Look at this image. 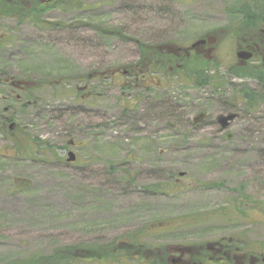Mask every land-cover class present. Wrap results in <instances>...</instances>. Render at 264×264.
<instances>
[{"label":"rangeland","instance_id":"1","mask_svg":"<svg viewBox=\"0 0 264 264\" xmlns=\"http://www.w3.org/2000/svg\"><path fill=\"white\" fill-rule=\"evenodd\" d=\"M242 1L43 0L38 24L0 17V79L6 72L35 82L29 91L15 89L21 101L0 104L28 129L13 135L0 128V264L62 246L107 244L145 226L155 232L144 240L174 257L187 246L203 264L210 256L211 264H228L221 256L264 264V112L241 115L223 133L211 117L193 125L199 106L215 116L237 88L178 81L176 49L172 78L156 75L162 87L154 88L152 105L141 90L139 100L134 90L123 94L119 76L94 77L135 65L141 47L190 46L225 27ZM233 44L216 50L220 78L257 88L251 67L233 70L241 79L228 71L236 64ZM200 61L189 65L201 68ZM85 84L96 95L78 90ZM11 88L0 82V95ZM65 148L76 162L67 161ZM236 203L245 207L237 211Z\"/></svg>","mask_w":264,"mask_h":264},{"label":"flooded vegetation","instance_id":"2","mask_svg":"<svg viewBox=\"0 0 264 264\" xmlns=\"http://www.w3.org/2000/svg\"><path fill=\"white\" fill-rule=\"evenodd\" d=\"M43 2V0H40ZM54 3H56V0H53ZM52 0H45V2L52 3ZM26 8H30L28 1L26 4ZM247 15L245 14H235L231 15L229 18V21L226 22L225 27L221 29H217L214 31L208 32V34L201 36L195 41L191 43L190 46H184V45H178L173 47H168L166 45L163 46H152V50L150 49V57L149 60L142 65L140 62L136 63L135 65H131L128 67H119L112 69L111 71H106L100 74H94L95 78H106L110 76H119L121 82L117 84V86L122 89V93L124 94V91L126 90H134L133 92H136L134 96L139 100L140 94L137 93V91L141 90L142 95L146 97L145 102H150L153 99V92L154 88H160L162 87V84L160 83L159 75H162L164 77H167L163 74V71H158L154 69V64L157 63V65L161 64L162 67L165 66L166 61L163 59V56L171 55V53L176 49L175 55H177L178 62L177 66L180 69V76L181 79L180 82L191 85L196 87L197 89L202 88H208L212 87L215 91H220L223 89L226 85H234L235 87H232L233 90H237L236 96L232 99L223 100L222 102L219 101L221 104V110L218 112L215 116H212L206 107L199 106L198 112L193 118V125L199 126L202 125L203 122H206L208 118H212L210 123L214 125L219 126L220 132H226L228 129L232 127L234 124V121L241 117V115L248 116L249 114H255L256 111L258 114H263L264 112V81L261 79H252L257 82V88H252L248 86V84H244L245 82L243 79H241V76H238L234 74L233 70H241L244 68H253L258 69L259 71L264 69V25L259 28H254L250 26H246V24L243 22ZM5 37V35H0V41ZM2 42V41H1ZM223 42H230L234 43V49L236 50V64L234 66H231L229 68L230 74H233L237 78L242 80L241 84L233 83L232 81L227 82L222 80V78L217 79V77H214L210 80L211 83H206L203 85H196L195 79L188 76L187 74V67L191 66L189 63L197 62L199 59H206L208 61V65L212 67L211 72H216V67L220 63L218 57L216 56V50L218 46ZM241 51L249 52L251 53V57L249 59H244L243 57H239L238 53ZM156 52L158 54H156ZM155 54V55H154ZM155 56L158 57V59H155ZM141 58V55H140ZM139 58V60H140ZM157 60V61H155ZM224 63V62H223ZM3 79H0V82L4 85L11 86V91L6 94L5 96L0 95V104L4 105L5 103H8L9 100H16L21 101L22 95L18 94L15 89L18 91H28L30 90V85L35 83L28 80V77L24 75L22 79L16 80V77L3 72L1 73ZM109 75V76H108ZM158 75V76H156ZM87 78H90L87 77ZM168 78V77H167ZM254 78V77H253ZM158 84V85H157ZM87 85V84H85ZM228 86V87H229ZM16 87V88H15ZM227 87V89H228ZM79 91H86V95H88L87 98L96 95L93 91L88 90L87 87H83L78 89ZM252 91L254 93L252 96L249 94V91ZM251 93V92H250ZM98 95V94H97ZM82 98H85V95H82ZM165 97H161L158 100V104L164 103ZM26 104L31 105L30 101H26L23 106H26ZM168 102L166 103V105ZM149 105H152L149 104ZM14 106V105H12ZM9 106L6 105L3 107V112H0V128L1 125H3L2 128H7L8 130L13 131V135L17 131L25 132L28 130L26 126H18L16 122H14L12 119H10V116L5 115L7 112H10L8 108ZM262 107V108H261ZM259 108V110H258ZM229 114H236V117L229 121V126L224 128L221 123V116H226ZM169 126H172L173 128H176L175 124H168ZM19 127V128H18ZM230 137V135H228ZM68 144H71V147H75L76 142L75 141H69ZM39 148V145H38ZM67 148H65L66 150ZM9 150V148H7ZM38 149L34 151V155H36V152ZM69 149H67V153H69ZM77 160V159H76ZM76 162V161H75ZM181 249L179 256L174 257L170 254V260L172 264H203L201 259H195L191 257V249H187L185 247H180ZM177 250V249H176ZM186 250V251H185ZM190 250V251H188ZM170 251V248H169ZM196 250L193 251V254ZM214 252H218V250H214ZM214 253V254H216ZM201 254V253H199ZM213 254V253H212ZM193 258V259H192ZM220 258V257H219ZM226 258V261L228 264H237V261L235 260L236 257L233 256H221L220 263L224 262V259ZM235 260V262L233 261ZM214 260L213 256H210L208 258V263H213ZM230 262V263H229Z\"/></svg>","mask_w":264,"mask_h":264},{"label":"trees","instance_id":"3","mask_svg":"<svg viewBox=\"0 0 264 264\" xmlns=\"http://www.w3.org/2000/svg\"><path fill=\"white\" fill-rule=\"evenodd\" d=\"M27 1L31 6L29 9L26 8V5H24L27 3ZM57 3L59 6H62V4L65 3V0L57 1ZM43 7L44 6L38 0H0V17L16 16L19 18L18 21L20 22L31 20L38 24L41 20L38 15L42 11ZM230 13L247 15L244 18L246 21H243L246 26L259 28L264 25V0L242 1V3H237L236 6L231 8ZM140 49L141 58L139 62L144 65L149 60V53L151 52L150 49L152 50L153 48L141 47ZM156 54L158 53L156 52ZM155 59H158V57L155 56ZM163 59L166 61L164 67H162L161 64L157 65V63H155L153 67L155 70L163 71V74L168 78H172L170 77V62L174 60V57L172 55H166L163 56ZM200 62L202 64L201 68L196 69L198 64H193L187 67V74L188 76L195 79L193 82H195L196 85L199 86L206 83H211L210 80L214 77L220 79L218 73L219 64L216 67V72L212 73V67L208 65V61L206 59L202 58ZM246 69L248 68H244L242 71H245ZM250 71L257 79H262L264 81L263 70L259 71L258 69L250 68ZM257 71L259 72L258 74ZM179 76L180 70L175 75L178 81L181 80ZM52 82H54V80ZM248 91L251 96L254 94L252 91ZM50 148L51 146L49 149ZM49 153L55 156L59 155L58 150L55 151L54 149L49 150ZM243 190L244 188L240 189V196L243 199L242 203L245 205L246 203H250V198L249 196L243 194ZM260 206H262L261 209L264 211V202H261L259 207ZM234 207L237 211H240L241 208L245 206H238L236 203ZM153 232H155V230L149 228V226H145L141 230L133 232L121 240L116 239L113 242L107 244L79 243L71 246H62L55 248L48 254L39 252L31 253L28 256L21 258L7 257L3 264H172L168 247H152L144 240ZM238 243L239 244L235 242L236 245L242 246V248L244 247L243 243ZM209 251L210 247L208 245L207 249L204 248L203 252Z\"/></svg>","mask_w":264,"mask_h":264},{"label":"water","instance_id":"4","mask_svg":"<svg viewBox=\"0 0 264 264\" xmlns=\"http://www.w3.org/2000/svg\"><path fill=\"white\" fill-rule=\"evenodd\" d=\"M53 1V0H52ZM251 53L249 52H245V51H241L238 53L239 57H243L244 59H249L251 57ZM236 117V114H229L226 116H221V123L223 125L224 128L229 126V121H232L234 118ZM76 160V155L73 152H69V157H68V162H73ZM181 176L184 175V173H180Z\"/></svg>","mask_w":264,"mask_h":264}]
</instances>
